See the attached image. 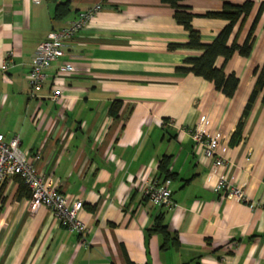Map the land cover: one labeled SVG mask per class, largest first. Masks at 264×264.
Masks as SVG:
<instances>
[{"label": "crops", "instance_id": "1", "mask_svg": "<svg viewBox=\"0 0 264 264\" xmlns=\"http://www.w3.org/2000/svg\"><path fill=\"white\" fill-rule=\"evenodd\" d=\"M224 1L253 4L229 44L244 41L262 6L250 56L215 63L239 79L232 98L200 77L176 72L200 52L169 48L184 45L188 33L161 0H104L30 98L28 74L38 44L98 0H0V132L6 140L18 136L20 149L69 204L83 202L86 225L81 237L60 227L49 208L30 212L29 192L19 178H9L0 189V264H264L262 93L242 120L240 141L230 145L255 84L254 69L264 63V0ZM65 3L68 11L57 19L56 7ZM181 5L194 14L191 25L204 44L226 25L203 16L220 11L222 0ZM63 64L72 71L61 72ZM55 87L62 92L58 102L50 100ZM115 101L121 106L112 117ZM201 116L207 135L220 134L217 153L227 161L213 173L203 147L180 132ZM163 158L173 175L174 206L167 209L144 197V180L163 178ZM222 173L242 187L244 202L215 190ZM160 213L178 238L164 251L160 235H147Z\"/></svg>", "mask_w": 264, "mask_h": 264}, {"label": "built area", "instance_id": "2", "mask_svg": "<svg viewBox=\"0 0 264 264\" xmlns=\"http://www.w3.org/2000/svg\"><path fill=\"white\" fill-rule=\"evenodd\" d=\"M41 1L43 0H33L34 3ZM103 2L104 0H98L89 10L79 13L76 19L63 27L50 31L46 38L38 44L28 74L30 98H34L42 89L47 69L64 55V49L68 47L74 36L92 22L95 15L102 10ZM60 71L69 73L72 71V66L63 64ZM61 97V90L57 87L53 88L50 100L58 102ZM168 124L171 126V122ZM206 127V117L201 116L192 129L181 128L180 132L189 134L195 145L203 147L204 156L213 161V173L218 169L225 168L227 161L217 153L220 134L215 133L209 136L206 133ZM12 177L19 178L29 192L30 212L33 213L42 206L49 208L54 213L60 227L81 237L85 235L86 225L80 219L83 202L76 200L69 204L65 200V195L58 190L50 179L38 172L28 156L20 149L18 136L6 140L0 132V189L3 182ZM144 183V197L154 206L164 209L174 206L169 188L170 180L154 178L144 180ZM215 190L223 192L226 198H235L241 202L246 199L242 187L234 186L228 180L226 173L219 175Z\"/></svg>", "mask_w": 264, "mask_h": 264}, {"label": "trees", "instance_id": "3", "mask_svg": "<svg viewBox=\"0 0 264 264\" xmlns=\"http://www.w3.org/2000/svg\"><path fill=\"white\" fill-rule=\"evenodd\" d=\"M161 1L171 7V9L173 10V18L175 22L178 25L182 26L188 33V41L184 45L171 44L169 45V48L171 50L176 48H184L200 52V55L197 57L185 59L181 65L176 67V72L182 74L190 73L196 77H200L205 81L212 83L215 90L224 95L226 98H232L237 89L239 79L233 73L226 74L224 72V68L216 67L215 63L218 58H222L224 63H226L234 55H238L242 58H248L250 56L254 42V30L259 20L262 6H260L259 10L257 11V14L255 15L248 29L244 41L239 45L234 39L229 44V39L232 35L233 28L237 24H239L240 26L243 25L252 11L253 4L247 1L241 5H232L222 0L223 5L220 11H209L206 12L203 16L207 18L224 20L226 22V25L216 35L211 43L204 44L200 40L199 33L194 30L191 25L194 14L191 12L190 8L181 5L184 0ZM67 11L68 4L65 3L57 5V19H61L62 17H64ZM253 73L255 76V84L242 111V115L237 124L236 130L231 136L230 145L232 146L236 145L240 141L242 120L249 113L252 107V103L260 93H262V103L264 104V63L261 67L255 68ZM120 106V102L117 101H115L111 105L109 113L112 117L117 116ZM167 165V158L161 159L158 164V170L160 174L163 175V178L161 180H171L173 177V175L168 172ZM20 183V187L26 189L21 181ZM168 228L169 227L164 223V215L160 213L154 218L152 227L147 230V235L157 234L162 237V244L160 246V249L162 251L167 250L170 247H175L178 243L176 234L170 232ZM128 264L132 263L128 261Z\"/></svg>", "mask_w": 264, "mask_h": 264}]
</instances>
